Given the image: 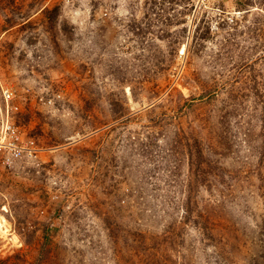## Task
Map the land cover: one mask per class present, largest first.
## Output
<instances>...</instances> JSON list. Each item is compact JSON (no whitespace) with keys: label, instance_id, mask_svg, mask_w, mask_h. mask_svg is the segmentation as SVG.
Instances as JSON below:
<instances>
[{"label":"rangeland","instance_id":"1","mask_svg":"<svg viewBox=\"0 0 264 264\" xmlns=\"http://www.w3.org/2000/svg\"><path fill=\"white\" fill-rule=\"evenodd\" d=\"M263 114L264 0H0V264H264Z\"/></svg>","mask_w":264,"mask_h":264},{"label":"built area","instance_id":"2","mask_svg":"<svg viewBox=\"0 0 264 264\" xmlns=\"http://www.w3.org/2000/svg\"><path fill=\"white\" fill-rule=\"evenodd\" d=\"M3 96L6 100L10 99L11 96V92H9L8 90L3 91ZM9 132L11 134L12 137H15V139H17L18 136H16L14 129H12L11 127H9ZM30 144H32V142H30ZM11 147V156L8 158L10 159L11 157H18L22 154V152L25 150L24 147L22 146H18L17 144H13L10 146ZM32 147V146H31ZM27 151H29V154H31V149L27 148ZM33 154V151H32Z\"/></svg>","mask_w":264,"mask_h":264},{"label":"trees","instance_id":"3","mask_svg":"<svg viewBox=\"0 0 264 264\" xmlns=\"http://www.w3.org/2000/svg\"><path fill=\"white\" fill-rule=\"evenodd\" d=\"M261 121H262V123H263V129H264V114H263V116H262V118H261Z\"/></svg>","mask_w":264,"mask_h":264}]
</instances>
